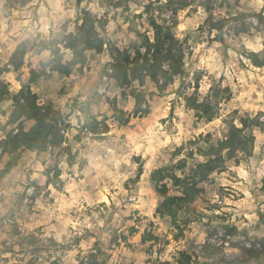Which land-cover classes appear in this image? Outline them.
I'll list each match as a JSON object with an SVG mask.
<instances>
[{
  "label": "rangeland",
  "instance_id": "rangeland-1",
  "mask_svg": "<svg viewBox=\"0 0 264 264\" xmlns=\"http://www.w3.org/2000/svg\"><path fill=\"white\" fill-rule=\"evenodd\" d=\"M189 1L176 14L157 4L146 14L148 0H0L7 90L0 102V142L33 124L20 114L23 92L63 117L58 146L24 150L0 177V264H177L182 254L190 264H264V68L240 55L243 46L260 51L264 35L240 40L225 30L223 44L209 32L199 0ZM217 2L216 17L264 6V0ZM85 17L94 20L105 44L77 61L69 36ZM150 17L173 25L182 73L170 83L163 74L129 78L121 88L111 51L135 59L141 39L153 38ZM246 21L257 25L254 18ZM17 52L23 56L15 69ZM214 87L226 90L216 117L206 122L186 99L202 101ZM244 115L261 123L253 131L251 156L237 151L205 179L194 177L195 163L205 159L188 155L196 151L192 141L206 135L224 140L228 122L234 118L240 127ZM8 161L0 148V169ZM191 185L194 200L177 208L175 218L156 212L165 197L175 200Z\"/></svg>",
  "mask_w": 264,
  "mask_h": 264
},
{
  "label": "trees",
  "instance_id": "trees-1",
  "mask_svg": "<svg viewBox=\"0 0 264 264\" xmlns=\"http://www.w3.org/2000/svg\"><path fill=\"white\" fill-rule=\"evenodd\" d=\"M81 1L76 0L77 5ZM189 2V0H148L145 12L148 14L153 4H157L156 8H159V10L170 11L176 14L179 10L187 8L190 5ZM198 2L199 6L208 15V23L211 26L209 32H215V38L221 43L224 44L223 34L225 30H231L232 36L240 38V40L242 36L250 37L254 32L264 35V6L258 12H232L227 10L224 16L219 13L216 17L213 8L217 7V0H199ZM226 2V5L230 8V3L228 1ZM220 8H223L222 5L217 9ZM249 18H254L257 25L255 26L251 22L246 21ZM160 22L157 24L156 18H149L153 38L150 40L145 36L141 39L140 46L135 53V59L131 60L126 51H119L113 47L111 54L114 52L116 55L113 57L112 67L114 77L121 88L129 84V78L139 80L143 76H150L152 79H156L159 74H163L166 83H170L175 76L182 73L183 53L181 50V42L176 39L173 33V25L165 19H161ZM94 24L93 19L85 17L78 33L75 36H69L68 48H71L75 52V57L77 58L75 59L77 61L82 59L85 51L95 49L100 53L103 50L105 43L97 36ZM140 49L144 50L142 54L140 53ZM16 55L19 56V60L17 63L15 62V69H18L21 65L20 58L23 56V53L17 52ZM240 55L251 66L264 68V39L260 51H250L243 46ZM73 65L74 63H69L70 67ZM64 69H68L66 72L70 70L68 67H64ZM3 73L5 71L0 68V102L7 93L6 86L1 79ZM225 90L219 87L211 88L210 94L202 101L196 96L187 98L186 106L195 111V116L198 119H204L206 122H210L217 115L218 104L221 99L220 95L225 93ZM23 96L25 104L24 106L20 105L22 106L19 107L21 110L20 114L25 121H31L33 124L28 129L20 127L15 134L12 131L9 132L6 138L0 142V148L9 157L6 166L0 169V177L6 175L16 166L17 155L24 150L44 151L48 147H56L62 142L60 124L63 122V117L60 111L55 110L50 105H46L44 108L38 107L35 104V97L28 92H23ZM233 120L234 118L228 122L227 134L224 140H217L211 135H206L192 141V145L196 146V151L191 150L188 155L193 157L194 153H201L205 159L204 162L195 163L194 177L198 174L200 179H205L209 173L217 169L225 160L234 158L237 151L247 157L251 156L255 143L253 131L255 128H259L261 123L257 117L252 118L248 115L238 117L240 127L235 126ZM94 122L99 124L97 121ZM93 131L97 132V129L93 128ZM58 177L59 171L55 175V178ZM172 178L178 180L175 175ZM163 179L165 177H160L159 181ZM156 183H158V180L155 182V186ZM163 188L165 187L163 186ZM155 190L162 196L165 195V191H159L156 187ZM194 190V185L186 186L181 197L173 198L175 200L165 197L158 205L156 212L160 215L175 218L177 208L180 209L183 205L189 204L194 200ZM260 217L264 222V210ZM190 263V256L182 254L177 264ZM82 264H90V262H82Z\"/></svg>",
  "mask_w": 264,
  "mask_h": 264
}]
</instances>
